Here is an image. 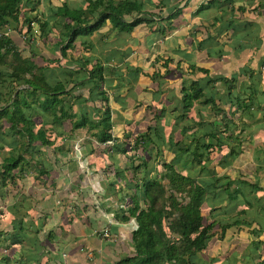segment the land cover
I'll return each instance as SVG.
<instances>
[{"label":"crops","instance_id":"crops-1","mask_svg":"<svg viewBox=\"0 0 264 264\" xmlns=\"http://www.w3.org/2000/svg\"><path fill=\"white\" fill-rule=\"evenodd\" d=\"M138 1L144 5L145 11L155 14L153 21L139 24L131 31L115 28L107 21L92 33L80 34L77 44L68 49L66 60L59 55L63 66H57L61 71L58 76L51 75L52 70L57 73L50 67L54 65L44 68L46 75L51 78L68 77L67 71L73 70L74 78L84 76V81L89 78L87 72L77 71L85 69V63L88 62L87 67H91L96 62L94 59H99L106 67V81L95 91L93 99L89 98L84 102V98H76L82 95L89 97L91 86L82 80L78 82L73 91L77 96L73 111L84 113L94 120L104 116L106 100L98 95L99 90L103 91L108 96L111 107L112 127L109 131L112 137L109 141H128L127 144L121 146V149H115L109 147L110 144H101L97 140L99 145H96L92 141L95 138L92 137L98 139L100 126L92 129L84 126L73 130L72 126H68L70 121L66 120L65 131L63 135H57L54 144L44 145L37 141L33 145L30 155L38 157L37 161H41V165L37 161L27 160L23 164L25 170L16 171L21 174L17 178L18 182L25 184L26 188H22L21 199L33 195L34 198L54 200L52 192L60 193L59 190L60 195L65 193L66 197H70L76 188L74 199L80 197L79 204L82 206L88 201V192L94 197V190L92 192L89 187L82 188L81 184L75 187L74 183H70L72 189L64 185L74 180L76 175L69 177V174L76 168L79 170L80 167L89 168L91 165L95 173L101 172L100 176L105 178L99 182L104 183L105 188L102 187L104 190L98 193V199L108 203L118 191L114 181L117 177L125 187L128 181L137 183L136 179L139 177L153 178L159 173L160 166L145 158L147 165L144 168H138L137 172L131 169L135 154L139 153L127 146L132 136L136 140L150 128L149 134L152 137L153 132L155 135L172 136L174 139L180 136L178 141L181 139L185 142L188 139L191 144L193 137H201V143L212 145L205 148L194 142L191 146L192 151L199 147L201 163L195 161L192 153L180 155L175 148L170 151L172 161L176 160L178 170L184 175L198 174L201 182L202 179L214 181L216 175H222V180L213 182L221 186L209 189L204 199L202 212L206 221L213 224V228L207 248L198 256V264H264V0ZM65 2L72 8L85 5L83 1L79 4H76V0ZM59 4L57 2L55 6ZM176 6L181 11L171 17ZM37 8L33 6L31 15L25 13L24 17L38 18L47 25L56 21L63 24L66 20L52 11L50 14L48 10L41 13ZM35 23L38 24L37 21ZM34 28L39 31L38 27ZM61 28L63 29V25ZM35 31L32 33L35 36L36 52L45 57L52 54L57 57L58 52L48 46L47 42L44 45L48 49L42 51L37 45ZM62 33H59L61 38ZM53 40L55 41L54 38ZM77 57L79 59L72 62ZM157 61L161 63L158 65ZM128 65L139 68V74L135 70H129ZM192 65L209 72L192 71ZM198 79L204 94L188 113L184 110L182 90ZM213 102L216 104L214 109ZM42 118L38 116L37 119L41 122ZM209 131H214V135L206 136ZM57 133L49 129L47 135L54 141V134ZM87 136L88 139L85 138ZM60 151H65L64 158ZM36 152L42 154L38 155ZM122 155L129 156L131 160ZM97 160L100 161L99 164H96L99 162ZM107 163L113 164L119 174L107 177V171L99 169L101 166L104 168ZM38 166L44 167L45 172H40ZM107 181L110 185L106 184ZM63 187L66 192H63ZM8 193L18 196L14 189L12 193ZM119 195L116 203L123 207V201H119L123 198V193ZM8 198L6 192L0 196L2 203ZM21 199L16 204L25 209L22 213L25 222L27 219L31 220L37 212L30 211L27 203H21ZM54 201H42L39 211L51 207L50 204H56ZM106 203L101 205L107 208ZM76 206L81 209V206ZM118 207L114 215H119L117 218L122 219L121 215L125 211ZM105 211L103 216L99 213L100 217H93L90 221L93 227H84L87 234L83 245L70 244L73 239H82V230L69 233L70 231L65 230L54 231L52 227L49 228L52 234H47L37 243L33 242L37 236L26 231L29 240L28 244L24 243L34 249L32 254L36 261L39 258L43 260L40 264H99L100 260L104 264L115 262L126 253H122L126 246H122L121 250L117 247V240H122L119 232L125 226L134 229L135 225L133 227L132 223L137 222L135 218L129 220L131 225L127 224L129 221L112 220L109 213L115 210L110 207ZM106 229L118 236L117 239L115 237L111 240L109 236L101 235ZM130 240L132 241L131 238ZM2 242L4 246L0 245V249L8 250L10 242L0 241V244ZM16 246L12 245L10 248ZM28 258L33 262L32 256Z\"/></svg>","mask_w":264,"mask_h":264},{"label":"trees","instance_id":"trees-1","mask_svg":"<svg viewBox=\"0 0 264 264\" xmlns=\"http://www.w3.org/2000/svg\"><path fill=\"white\" fill-rule=\"evenodd\" d=\"M23 1L0 0V139L5 140L3 145L0 144V153H4L5 149L11 153L9 157L0 156L4 158L2 161L0 160V196L4 195L5 188L17 180L18 173L16 171L25 170L23 164L29 160L26 154L29 155L32 152L33 145L37 141H41L44 145L54 144L57 141V135H63L64 129H66L64 125L66 120L70 121L73 130L84 126L91 129L100 126L97 140L101 144H110L111 148L121 149V146L124 147V144L128 142L117 141L116 143V139L114 143L109 141L112 137L109 131L112 127L111 107L108 103V96L103 91L99 90L98 95L106 100L105 115L94 120L84 113L73 111L76 104L75 97H77L73 91L77 83L83 81L84 76L74 78L73 70L67 71L69 76L64 78H51L46 75L44 68L48 66L41 65L39 62V58L42 57L43 60L46 58L34 49L35 36L32 33L34 27L42 28L45 23L38 18L22 17L20 7ZM86 1L88 5L74 8L70 7L67 2L59 6H51L55 15L63 16L66 19L61 30L63 37L49 45L54 48L56 53L58 52L57 57L56 54H52L46 59L51 62V65L62 67L59 55L61 54L66 60L68 49L77 44V37L80 34L92 33L107 21H110L115 28L131 31L139 24L153 21V16H155V14L145 11L144 5L138 0ZM180 11L176 6L170 16L174 17ZM11 30L13 31L11 32ZM21 46L27 48L29 54H25V49H22ZM78 59L79 57L71 60L76 62ZM65 60L62 61L65 62ZM94 60L96 62L92 63L91 67H87V62L85 69L77 71L87 72L89 78L83 83L86 82L91 86L89 97L86 98L82 95L76 98H84L83 102L89 98L93 99L95 91L102 86L107 78L105 65L99 59ZM127 67L129 70H135L137 75L140 72L137 67L129 65ZM190 68L192 71L209 72L207 69L198 68L195 65ZM20 86L23 87L20 88ZM182 91L184 93L183 106L186 112L190 110L194 100L200 99L204 94L199 79L192 81L191 85L184 87ZM69 98L74 101L71 102ZM38 116L43 117L41 122L37 119ZM49 129L58 132L54 134L56 140H50L47 135ZM207 134L206 136L214 135V131H209ZM193 139L194 142L202 144L205 148L212 146L206 142L201 143V137ZM152 141L153 139L147 131L136 138L134 146H131L130 149L138 151L139 153H136L135 157L137 154L140 157L142 150L138 146L141 144L143 149L147 150ZM4 146L6 147L4 148ZM175 146V150L180 152V155L192 153L195 161L202 162L198 156V146L196 151H192V144L181 141ZM175 161L164 163L166 170L164 174L162 173L161 178L167 179L169 189L180 192L186 201L179 202L173 192L167 193L166 186L159 178L145 177L140 184L129 185L133 187V190L135 189L134 192L130 191L128 185L127 188H121L123 198L119 200L124 202L122 211L127 213L124 212L121 218L124 221L135 218L138 223L131 237L134 251L132 254L126 253L115 262L107 264H198V256L207 248L213 228V224L206 221L202 212L204 199L209 189L218 188L221 185L218 186L217 183H214L215 186L211 187L210 180L208 182L202 179L201 182L193 176L182 174L176 168ZM38 164L41 165V161ZM137 167L140 168L141 165ZM137 167H134L136 172L139 170ZM38 170L45 172L44 167H40ZM16 206L19 210L21 209L19 204ZM6 216L15 219L14 213L6 214ZM168 217L170 222L166 224ZM23 227L20 226L21 229ZM103 233L100 234L104 235ZM51 234L48 232V236ZM38 241L40 239L37 236L33 242L37 243ZM23 243L24 236L19 235V228H17V237L10 242L9 249L5 251L0 249V264H40L43 261L41 258L36 261L32 257L33 262H30L28 257L32 255L34 249ZM12 245L17 246L10 248Z\"/></svg>","mask_w":264,"mask_h":264},{"label":"rangeland","instance_id":"rangeland-1","mask_svg":"<svg viewBox=\"0 0 264 264\" xmlns=\"http://www.w3.org/2000/svg\"><path fill=\"white\" fill-rule=\"evenodd\" d=\"M52 1H54V2L52 3ZM65 1L66 0H24L23 6L21 5V7H20V12L22 11L21 12V16L24 17V16H26V14L31 15L30 11L32 12L31 9L33 8V6H37L38 7L37 10L40 11L41 13H44V10H48L49 14L51 13V11H52L53 14H55L54 11L51 9V6L55 5L57 2H59L62 5ZM76 1H77L76 4H79L81 1H83V4H85V6L88 5V2L86 0H76ZM28 4H30V5H28ZM149 13H151V12H149ZM32 14L35 15L34 13H32ZM45 15L46 14H43V16H45ZM53 20L56 21V19H53ZM62 25L63 24L61 22L59 23V22L56 21L55 23L54 22L52 24L50 23V25L49 24L47 25L45 23V26H43L42 28L37 26L39 31H35V28H33V30L37 34L36 35L37 40H38L37 45H39L42 48V51L45 50V49H48L44 45V42L49 43L48 44V46H49V45H51L50 43H53V42L58 41V40H61V37L59 36V33L61 32L60 29H62L61 28ZM44 33H46V34H44ZM38 34H40V35H38ZM53 38L55 39V41L53 40ZM22 49H25V54H27V53L29 54V51H27V48H23L22 47ZM49 57L50 56L45 57V58L48 59ZM46 59L43 60L42 58H39V62H40L41 65L49 67L51 65V62H49V60H46ZM159 63H161V62H158V61L156 62V64H158V65H159ZM156 64H154L155 67H157ZM50 67H53L57 71V73H56L55 71L52 70L51 75H54V76L57 75L58 76L59 72H61V71H59V68L57 66H55V65L54 66H50ZM22 87L23 86H20V88H22ZM195 102L198 103V99L194 100L193 105L191 106V108L194 106ZM215 107H216V104L214 103V105H212V109H214ZM189 111H187V112L189 113ZM68 126H70V124H68ZM194 127H196V126H194ZM149 131H150V129H149ZM150 136L152 137V135H150ZM132 137L133 138L130 139V143H129L128 146H134V144H135V140H134L135 136H132ZM18 138H20V137H18ZM85 138L88 139V136L85 137ZM92 138H95V140L92 139V141L96 145H99L97 143V137H92ZM179 138H180V136L178 138L175 137V139H174L172 136L171 137H167V136H163V135H155L154 132H153V137H152L153 141H152V144H151L150 148H148L147 150H144L142 145L140 144V146H138V148L139 149L141 148L142 152H140V154H142L144 156L142 157V155H141L140 157H138V154H137V156L135 157V160H134L133 163H134L135 167L141 165L140 169H142V168H144L147 165L146 164L147 162H146L145 159L150 160V161H154V164L160 166V168H158L159 169V173H157L156 175L154 174L155 176L153 175L154 176L153 178H159L163 182V184L166 186L167 193L170 194V193L173 192L175 197L178 199L179 202H184V201H186V199H184L183 196H181L180 192H178L176 190L171 191L169 189V181L167 179H165V178L164 179L161 178L162 177L161 176L162 173L164 174L165 173L164 171L166 170L165 167H164V163L165 162H168V163L172 162V159L170 157V154H171L170 151L176 147L175 144L178 143L179 141H181L183 143L187 142V144H188L189 141H190L188 139L185 142H184V140H181V139L178 141ZM188 138L190 139V137H188ZM193 138L191 139V141L193 143L192 146L194 145V139ZM4 142H5V140L0 139V144L1 145H3ZM189 144H191V143H189ZM77 145H76V147H77ZM5 147L6 146H4V148ZM63 149H65V146H63ZM63 149H62V151H63ZM161 149L163 150L162 152L160 151ZM164 151H165V153H164ZM36 153L38 155L42 154V152H40V153L36 152ZM117 154H120V152L117 153ZM3 155L9 157V156H11V153H8L6 151V149H5L4 153L3 152L0 153V156H3ZM60 155L64 158V155H66L65 151L61 152ZM31 156H33V157H31ZM61 156H60V158H62ZM122 156L125 157V159L127 158L128 160H131L130 157L127 156V155H122ZM26 157H29V161L30 162L37 161V158H38V157H36L34 155H30V154L29 155L26 154ZM40 157L42 158V156H40ZM3 159H4L3 157H0L1 161ZM99 160H100V158H99ZM99 160H97V162ZM100 161L98 163H96V164H99ZM87 163L84 164V165H87ZM134 165H133V168H131L132 170L134 169ZM177 165H178V163L175 164V166H176V168L179 169V167H177ZM86 167L87 166H85V168L80 167L79 170L76 168L74 172L69 174V177H72L73 175H76L74 177V180H72L71 182L67 183V185L66 184L64 185V187L70 186V188H71V184L70 183H72V184L74 183L75 187H77L78 185L81 184L82 188L83 187H89V188L92 189V192L94 190V192H93V193H95L94 197H91L89 195L90 192H88V195H86V197H88V199H87L88 201H85L82 204V206L79 204L80 200H81L80 197L74 199V197L76 195V193H75L76 188H74V193H71L70 197L69 196L66 197L67 195H65V193L63 194L64 197H61L63 195H60L61 194L60 190L58 191L60 193L52 192L53 193L52 196H53L55 201L51 200V199L44 200V199L34 198L33 195H31V196H29L27 198L21 199L22 198L21 197L22 190L26 189V188H25V184L23 185L21 182H18V179L15 181V183H17V184L14 183V185H11L10 188H8L7 190L4 189V191L7 193L9 198L6 199V200L4 199L3 203H2V201L0 199V204H2L0 206H3V207H0V215H1L0 216V241H4L6 243L7 241L11 242L12 240H14L17 237V232H16L17 228H19V235L24 236V242H26L28 244V240L29 239L27 238V236H29V235L25 234L24 231H29V232H31V235H36V236L39 237V239H41L42 237L45 238V236L49 232V228L52 227L54 231L57 230L59 232L61 230L62 231L65 230V231H70L69 233H71V231L72 232H78V231L80 232L82 230L83 231L81 233V236H82L81 238L82 239H77V240L73 239V241L70 240V241H72V242H70V244H77V243L80 244V243H82V245H83V242H84L83 239H85V236L87 234L86 230L84 229V227H86V226L93 227L92 224L90 223V221L94 219L93 217H100L99 213H101V215L103 216V214L106 212L105 209L107 210L110 207H112L115 210V211L109 213L110 215H112V220H114V218H115V220L118 219V221H122L123 222V219H119V218H117L118 216L116 217L114 215V213L117 211L116 207L119 206L118 208L122 209V207H120L121 205L119 203H116V200L120 197L119 194L121 192H123V191H120V187L124 189L123 185H121L122 183L120 182V178L117 177V180L116 179L114 180L115 181L116 191L118 190L117 193L116 194L114 193V195H112L111 198H110L111 201L106 203V201H100L98 199V193H101V191H103L104 188H105L104 187V183L99 184V182L102 181V179L105 180L104 176H100L101 172L100 173L99 172L95 173V171H94V169H92L91 165L88 166L89 168H86ZM99 169L107 171L106 172V173H108L107 177H110L111 175H116V168H115V166H113V164L107 163V164H105L104 168H103V166H101V168H99ZM144 172L146 174V170ZM128 173L130 174V172H128ZM25 174H29V173H25ZM143 174L144 173H142V175ZM37 175H38V173H37ZM19 176H21V174L20 175L18 174V177ZM133 176H134V174L132 175V177ZM221 176L216 175L215 180L214 181H210L209 185L211 187H214L215 185H213V182H219L220 180H222ZM193 177L195 179H198V174L194 175ZM141 178L144 179L145 177L137 178L136 182L138 184H140L142 182ZM130 182L131 181H128L127 183H130ZM131 183H133V184H125V188H127V185L128 186L129 185L133 186V185L137 184L134 181L131 182ZM106 184L110 185L109 181H107ZM130 186H129V189H131L130 191H132L133 187H130ZM64 187H63V189H64L63 192H66ZM102 187H104V188L102 189ZM56 188H58V187L56 186ZM12 189H14V192L16 194H18V196L15 197L13 194L11 196V194L8 193V191H10L12 193ZM69 190H67V191H69ZM125 190L127 191V189H125ZM134 190L132 192H134ZM72 196H73V198H71ZM18 199L22 200L21 203H27V205H28L27 207L29 208L30 211H35L36 210L37 214L32 216L31 220L27 219L24 222V218L22 217V213L25 212L24 211L25 209H20L19 210L17 208L16 202H17ZM187 199L189 200V198H187ZM42 201H48L50 203H52L54 201V203L56 202V204H53V205L50 204L51 207H49V208L47 207V209H44L41 212V211H39L40 210L39 206L41 205ZM101 203H106V206H108V207L105 208L104 205H101ZM115 204H116V206H115ZM76 205H79V207L81 206V209H79L78 206H76ZM48 209H50V210H48ZM68 209H69V212H68ZM99 211H101V212H99ZM12 213L15 214V219L12 221V223H10L9 222L10 218L7 217L6 214L7 215H11ZM25 217H27V216H25ZM169 222H170V219L168 217L166 219L165 223L168 224ZM131 223H132L131 221L127 222L128 225H131ZM132 224H133V227L135 225L134 229L131 226H125V227L122 228V231L119 232V237L121 236L122 240H119V241L117 240V243H116L117 247L120 248V250H121L122 246H126L124 249H122L123 250L122 253H124V252H126L128 254H132L133 253V244H132V241L130 240V238H131V236L133 234V231L137 228L138 223H132ZM20 225H22L24 227L21 229ZM12 227H14V228L16 227V228L15 229H11ZM103 234L109 236V238L111 240H114L115 237L117 239V237H118L116 235L115 236L112 235V233H109L108 229H106ZM60 240L61 239L59 238V241ZM9 242H7V243H9ZM84 244H85V242H84ZM0 245L4 246L3 242ZM59 245H61V244H59ZM62 245H65V244H62ZM126 253H124V255H126ZM124 255H122V256H124ZM31 256L34 257L33 254ZM36 257H37V254H36ZM99 260H100V258H99ZM89 263H90V261H89ZM99 264H104V263H102L101 260H100Z\"/></svg>","mask_w":264,"mask_h":264}]
</instances>
